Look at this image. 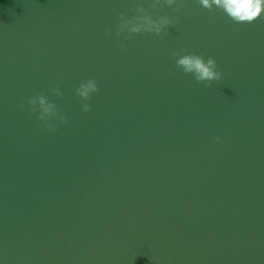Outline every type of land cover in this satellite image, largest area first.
Returning <instances> with one entry per match:
<instances>
[{
    "label": "water",
    "instance_id": "water-1",
    "mask_svg": "<svg viewBox=\"0 0 264 264\" xmlns=\"http://www.w3.org/2000/svg\"><path fill=\"white\" fill-rule=\"evenodd\" d=\"M0 260L264 264V11L0 0Z\"/></svg>",
    "mask_w": 264,
    "mask_h": 264
},
{
    "label": "clouds",
    "instance_id": "clouds-1",
    "mask_svg": "<svg viewBox=\"0 0 264 264\" xmlns=\"http://www.w3.org/2000/svg\"><path fill=\"white\" fill-rule=\"evenodd\" d=\"M174 2L175 0H167L169 4ZM198 2L204 8L211 9L214 6L220 8L226 15L237 22L252 21L264 11V0H198ZM168 23L167 17L153 20L151 16L141 15L126 21L125 26L129 27L133 32L149 30L159 33L161 27ZM177 63L183 66L185 71H193L197 80H212L220 76V72L216 69V61L211 56L205 60L199 54L187 53L179 57ZM96 88V82L88 80L80 86L78 93L86 97L89 92L95 91ZM31 103L36 104L44 114L53 111L52 105L46 103L43 96L36 97ZM85 109H87L86 105ZM0 264H3L2 260H0Z\"/></svg>",
    "mask_w": 264,
    "mask_h": 264
}]
</instances>
